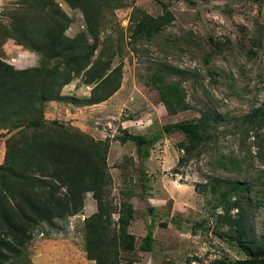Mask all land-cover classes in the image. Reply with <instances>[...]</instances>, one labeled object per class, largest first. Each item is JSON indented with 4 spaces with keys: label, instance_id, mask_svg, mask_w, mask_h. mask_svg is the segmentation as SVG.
<instances>
[{
    "label": "rangeland",
    "instance_id": "374dc122",
    "mask_svg": "<svg viewBox=\"0 0 264 264\" xmlns=\"http://www.w3.org/2000/svg\"><path fill=\"white\" fill-rule=\"evenodd\" d=\"M56 1L71 18L65 34L73 36L85 31L81 11L71 9L63 0ZM121 2V7L102 9L100 33L104 52L108 54L113 50L115 53L111 67H121L120 87L106 100L85 105L92 84L77 76L60 89V95L73 97V100L57 98L53 101L54 105L63 107L61 113L91 106L87 108L88 113L75 111L74 121L89 125V134L109 142L107 166L112 180L109 197L114 205L118 207L125 201L141 209L138 205L145 207L151 203L163 206L161 212L175 205L174 209L182 213L179 216L187 219L182 230L174 229L173 223L168 224L165 214L162 220L167 221L166 224H159L153 230H144L140 222L132 225L135 250L131 254L123 253L120 264H127L124 260L130 257L136 258L131 264H185L186 259H193L195 264H210L223 256L242 258L244 254L238 251L237 245L219 235L226 227L219 226L215 220L219 212V208H213L216 195L203 185L213 179L250 183L244 200L245 221L256 240L264 237V126L257 137L253 130L247 133V126L241 121L252 109L264 104V0ZM9 3H0V19L5 23L9 22L5 13L10 8L4 7H10ZM135 9L152 16L168 9L173 19L152 37L133 39L129 18ZM5 42L7 40L0 43L1 59L15 68L31 67L30 61H19L15 51L6 55ZM98 51L99 48L94 55ZM153 74H159L167 82L181 83L189 107L169 114L151 82ZM47 102L44 117L47 120L56 117L54 119L69 124L62 114H46ZM202 109L218 115L222 122L210 133L199 155L179 164L181 152L177 146L183 136L179 132L167 134L163 128L196 119ZM124 131L143 135L146 142L141 146L131 141L120 143L118 139ZM2 133L0 131V161L4 157L7 135V132ZM136 158L141 161L135 162ZM139 168L143 169L139 171ZM159 177L163 179L160 184L165 183L173 194L175 192L178 201L168 199L156 204L152 199L146 202L142 185L145 186L147 179ZM90 200L88 192L84 202ZM136 208H132V218L143 217V211ZM145 210L144 216L152 214L147 207ZM75 216L70 220L69 217L55 220L57 227L43 223L35 226L32 239L16 264H95L85 257L79 225L81 217ZM191 221L199 224L193 228ZM181 222H177V226ZM148 231L154 240L151 253L138 248Z\"/></svg>",
    "mask_w": 264,
    "mask_h": 264
},
{
    "label": "trees",
    "instance_id": "16d2710c",
    "mask_svg": "<svg viewBox=\"0 0 264 264\" xmlns=\"http://www.w3.org/2000/svg\"><path fill=\"white\" fill-rule=\"evenodd\" d=\"M63 1L71 9L81 11L85 31L73 36L65 34L71 18L56 0H18L16 5L4 7L10 8L5 13L9 22L0 19V43L12 39L39 59L36 66L15 68L0 58V131L7 132L0 163V264H16L38 224L57 227L55 220L80 214L88 192L95 200L96 210L81 224L87 260L120 264L123 253L135 250V236L128 230L132 205L121 201L117 207L109 197V142L57 119L47 120L43 113L46 101L73 100L60 95V89L74 77L81 76L85 83L92 84L85 105L106 100L120 87L121 67H111L115 53L112 49L108 54L104 52L100 33L102 9L121 7L122 2ZM135 10L129 18L133 39L150 38L173 19L168 9L157 16ZM150 79L169 114L189 107L181 83L167 82L159 74ZM241 121L247 126V133L253 130L259 137L258 131L264 126V104L252 109ZM221 122L218 115L202 109L196 119L164 126L167 134L179 132L183 136L177 146L181 152L178 163L199 155ZM118 140L137 146L146 142L143 135L127 131ZM203 186L216 195L213 208H219V212L215 220L226 227L219 235L235 243L244 254L242 258L218 257L210 264H264V237L256 240L245 221L244 200L251 184L213 179ZM142 188L146 189L144 185ZM180 224L179 228L185 226ZM196 224L199 223L191 221L190 226L195 228ZM138 248L144 252L152 250L150 231ZM134 259L124 261L131 264ZM185 264L195 261L186 259Z\"/></svg>",
    "mask_w": 264,
    "mask_h": 264
},
{
    "label": "crops",
    "instance_id": "0c3cea01",
    "mask_svg": "<svg viewBox=\"0 0 264 264\" xmlns=\"http://www.w3.org/2000/svg\"><path fill=\"white\" fill-rule=\"evenodd\" d=\"M9 1H11V0H0V3H2V4H3V2L4 3H9ZM16 1L17 0L11 1V3H9L8 5H14L16 3ZM3 50L6 53V55L7 54L11 55V53L13 51L17 52L19 54L17 59L19 61L21 60V62L30 61L29 66H31V67L37 65L38 56H37V59H35L36 58V54L35 53L30 52L29 50H26V49H24L23 47H21L19 45H16L14 43V41L11 40V39H7V42H5V44H4V49ZM26 67H28V65L27 66H21L19 68H26ZM53 101L54 100L47 102V106H46V110H47L46 112L47 113L46 114H48L49 116H52V115L54 116V115H56L58 113L59 114H62L64 116V121H68L70 125L75 126V127H78L83 132H88V134L91 133L89 131V129H90L89 125H86L85 123L82 124V122L79 123V122L74 121L75 113H76L75 111H79V112H81L83 114L85 112L88 113L87 108H89L91 106H81L79 108L67 109V111H63L61 113L60 110H62L63 107H59L58 105L57 106L54 105L53 104ZM71 110H74V112H72ZM54 118H56V117H50L49 119H54ZM91 129L96 132V129L95 128L91 127ZM89 135H91L95 139H100V138H96L93 133L92 134H89ZM109 147H110V145H109ZM144 153H145V155L148 154V152H146V151H144ZM134 161L135 162H138V161H141V159L136 158V159H134ZM1 162L2 161H0V163ZM140 169L142 170L143 168H139V171H140ZM153 179L154 180H148V179L146 180V184H145L146 189L144 190L145 192L142 194L143 196L145 195V198L144 199H146V202H149V200L152 201V199L155 200V201H157L156 204L164 203L168 199L172 200L173 202L178 201V200H176V198L174 196L175 192L173 194L169 190V188L166 186L165 183H164V185L160 184V182L163 180L162 177H159L157 179L156 178H153ZM148 188H150L149 191H148ZM145 193H147V194H145ZM141 202L142 203H145L144 200H142ZM138 206H140L139 208H141V209H137L135 207V203H134V205H132V208L133 209L136 208V210H139L140 212L143 211V217H141V218L140 217H136V218H132L130 220L129 225H128V230H129L130 233H132L131 232L132 225L137 224V222H140L141 223V226H143L144 230H147L149 228H151L153 230L154 227L157 226V225H159V224H161L162 226L165 225L166 224L165 222H167V221L162 220L163 217H164V214H165V218L168 219V222L167 223L168 224L169 223H173L175 225L176 228L174 227V229H178V230L180 229V230H182L184 228L183 226L181 228H179V223H178V226H177V222L182 221L181 222L182 224H183V222H187V219H185V218L182 219L179 216V214L180 215L182 214V213H179V209L178 208L177 209H174V208H176L175 205L172 206L170 209L164 208L163 211H162L163 213L161 211H159V210H161V208L163 206L160 207L159 205H153L151 203H149V205H146L145 207H143L142 204H140ZM146 207L149 210H152V214H151L152 216L151 215L148 216V217L144 216V212L147 210V209L145 210ZM165 209H166V211H164ZM95 210H96L95 200H93V198L91 197V200L90 201L84 202L83 209H82L81 213L78 214V215H76V216L74 215L75 217H78V216L81 217V220L79 219V225H80V227H81L83 218L86 217V216H88V215H90ZM153 212L155 213L156 216L154 215ZM175 212H177V213H175ZM133 217H134V213H133ZM159 217H161V218H159ZM70 218H72V217H69V220H70ZM135 240H136V238H135ZM153 242H154V240L152 238V244H153ZM151 252H152V250L149 251L148 253H151Z\"/></svg>",
    "mask_w": 264,
    "mask_h": 264
}]
</instances>
